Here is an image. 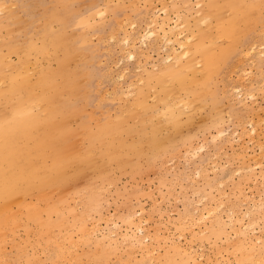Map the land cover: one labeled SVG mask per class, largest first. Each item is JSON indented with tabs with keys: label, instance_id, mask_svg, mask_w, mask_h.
Returning <instances> with one entry per match:
<instances>
[{
	"label": "rangeland",
	"instance_id": "374dc122",
	"mask_svg": "<svg viewBox=\"0 0 264 264\" xmlns=\"http://www.w3.org/2000/svg\"><path fill=\"white\" fill-rule=\"evenodd\" d=\"M33 1L0 0V4L6 2L17 21L12 35L0 25V48L5 40L10 45H20L26 39L24 27L28 24V16L21 5ZM252 1L261 3V6L248 8L250 12L245 14V8ZM255 1L240 0L237 4L236 0H215L223 22L236 20L227 24L235 36L226 38L221 35L217 18L212 17V26L210 23L203 26V34L207 37L205 44L213 51H218L222 43H234L237 48L232 49L228 59L216 67L209 98L205 102L195 101L189 95L191 88H187L188 82L177 84L173 92L162 91L160 73L174 64L173 59L166 58L175 52L165 49L160 25L156 28L158 35L148 38L147 44L143 43L142 36L150 27L153 28V20L163 21L164 8L169 12L172 25L177 20L176 15H182L188 24L181 26L183 34L192 36L196 32L194 25L205 16L200 15V10L207 11L209 0L72 2L65 36L71 41L76 40L83 56L87 57L77 59L81 55L78 52L79 55L75 53L77 57L69 62L70 68L79 64L84 70L79 79L82 90L73 101L77 104L78 113L69 118L68 125L74 134L82 130L84 123L92 132H97L100 125L108 129L115 125L123 129L140 126L143 135L140 141L138 137L127 138L129 142H138V151L123 154L119 159L122 166L98 157L86 168L67 169L64 185L49 189L45 199H40L37 192L33 193L28 202L32 201L39 207L34 221H28L17 206H11L2 222L5 227L0 234V264H59V260L60 264H150L149 251L153 249L155 264H170L171 257L180 264L256 263L254 260L245 263L242 259V232L253 242L262 237L264 243V0ZM201 2L202 7L199 6ZM46 3L54 6L50 0ZM101 9H105L107 14ZM37 10L42 12L43 8L39 6ZM98 10L102 12H98L97 18L95 11ZM7 11H0V22L6 19ZM243 12L244 18L241 17ZM89 15L96 21H92ZM72 23H77L76 28L70 26ZM28 32L33 42L40 46L42 41L38 36H42L31 27ZM127 36H133L134 45L130 50L124 43ZM190 43L192 47L195 39ZM174 44L179 53V46ZM253 45L256 51L250 52ZM2 48L13 64L19 62L17 54ZM248 50L250 54L247 56ZM130 52H135L133 59ZM191 52L190 58L194 55L193 59L199 61L200 56L193 50ZM33 58L34 54L28 64L29 69H32ZM185 61L182 59L183 63ZM49 62L51 68H57L56 61ZM236 66L238 70H235ZM196 67L189 70L185 82L192 77L202 78L203 74L196 73L201 66ZM105 92H109L108 95ZM183 100L185 104L186 100L196 103L191 109L188 103L181 108ZM171 104L186 109L179 111ZM170 106L175 110L173 113ZM126 109L128 112L124 113ZM253 127H256L255 131H252ZM70 139L73 151L91 147L87 139L79 147L80 138ZM61 189H64L63 193ZM61 199L64 204L62 210L49 213L50 207L53 208ZM84 212L89 216L85 218V214L81 218L80 214ZM232 212L235 225L230 224ZM132 214H138L133 223L145 218L141 223L144 227L141 235H145L142 237L145 238L143 247L126 239V233L134 230L132 225L135 224L125 222ZM192 214H202L207 218L200 225H193L190 224ZM58 216L69 220L70 224L67 228L52 227L46 234L45 219L56 220ZM77 218H81L79 223ZM75 220L82 224L74 226ZM254 222L257 226L254 225L250 231L244 230ZM95 223L96 230L90 228ZM115 224L120 229L110 237L108 233L113 231ZM89 228L91 234L87 235ZM246 231L250 232L249 235ZM260 246L262 244H258ZM189 255L195 256V263ZM260 259L259 263L264 264V258Z\"/></svg>",
	"mask_w": 264,
	"mask_h": 264
},
{
	"label": "bare ground",
	"instance_id": "6f19581e",
	"mask_svg": "<svg viewBox=\"0 0 264 264\" xmlns=\"http://www.w3.org/2000/svg\"><path fill=\"white\" fill-rule=\"evenodd\" d=\"M50 1L54 6H49L48 3H46V0H34L33 3H30L28 5H24V4L21 5V8L27 11V16H28V24L25 25L24 27L25 30L24 32H26L27 34L26 39L20 45H10L9 42H5L7 40H5L4 43H2V47H6L8 52L15 53L18 55L19 57L18 63L13 64L10 61V59L6 58L4 54V49L2 47L0 48V234H3L2 230L4 229L5 226H2V222L11 206L13 205L17 206L19 209L18 211L24 213V216L28 221L30 222L34 221L36 219V215L38 213L39 207L33 204L32 201H30V203L28 202V198L31 197L33 193L37 192L39 194L40 199H45L48 195L49 189L57 185L60 186L59 188H61L62 185H64L66 181L67 169H76L77 167L81 169L86 168L89 165H92L93 161L98 157H100L101 159L107 158L109 162L116 163L118 166H122L119 159L123 154L137 153L138 151L137 149L138 142H136L135 140L129 142L127 138L130 136L138 137V140L140 141V138L143 135V129L140 126L136 128L123 129L121 127H118V125H115L113 128L108 129L105 126L100 125L97 132H92L89 129V126L86 125L85 123L84 126L82 127V130H77L74 134L73 130L68 125V122L71 116L78 113L77 104L76 102L73 101L75 96H77L78 93L81 92L82 90V86L79 82V79L83 74L84 68H82L79 64H77V66L74 68H70L69 62L71 59H73L76 56L78 52L81 55L77 54L79 55L78 57L76 56L77 59H81V57H85L86 55L83 56V52L80 51L81 48L77 46L76 40L71 41L65 36L66 35L65 31L67 30V27H69L70 24L69 21V16L71 15L70 7L72 5V2H74L75 0H50ZM236 2L237 4H239L240 0H236ZM255 2L256 3L252 1L248 4L249 6L246 7L244 10L245 14H248L250 12L249 9L257 8L261 6L260 5L261 3L257 1ZM202 4L203 3L201 2L199 6L202 7ZM39 6L41 9L43 8L42 12H38L37 8ZM187 7H190V4ZM101 10H98L97 12L95 11L96 13L95 17H97L96 15L99 14L98 12ZM219 10L220 8L217 2H215V0H209L207 11L203 12L202 10H200V15H205V16L200 18L198 17L199 20L194 25L195 28L194 31L196 32L192 33L194 36L193 35L185 36L183 34L184 31L181 29L182 28L181 26L187 23L182 15L177 14L176 15L177 20L175 21L174 25L171 24L172 19L169 15L167 8L163 9V14L165 15V17L162 22L159 23L156 19L155 20L152 19L153 28L149 26L150 28L148 29V32L144 36H142L143 43L147 44L148 38H152L158 35L156 28L158 27V25H160L163 31L162 39L165 42L164 43L165 49L169 50L167 52L170 53L172 51L175 52V55L170 54L166 58L167 60L173 59L174 64L168 66L160 73L161 76L160 79L165 84L164 85L162 82H160V85L163 88L162 91L173 92L174 91L173 88L176 89L177 84H183L188 82L186 84L187 88H191V91H189V95L192 96L195 99V101L205 102L206 99L209 98V89H210V85H212V77L216 73V67L220 66L223 62H225L228 59V57L232 53V49L237 48L234 43H228L229 45L227 43L226 45L222 43L218 51H213L205 44L204 39H206L207 37L203 34L202 31L203 26L205 23L207 24L210 23L212 17L217 18V24L220 29L219 32L221 35H223L226 38H229V36L231 37L235 36L234 30L233 29L229 30L228 28H230L231 26L230 25L227 26V24L235 23L236 20H232L230 22L225 20L223 22L222 12ZM0 11L2 13L6 11L8 12L6 19L2 20L0 22V25L5 26L7 28V33L9 35H12L14 33L15 24H17L15 16L13 15V11H10V8L7 6L6 2H2L0 4ZM102 11L105 12V14H107L105 9ZM244 12L241 16L242 18L245 17ZM91 18L92 16H90V19ZM102 18L103 17H99V19ZM87 19L85 22H88ZM91 20L96 21L94 16L93 19ZM76 24L77 23H72L70 26L76 28ZM121 24L123 25L126 23H121ZM55 25L57 26V29ZM209 25L212 26L211 23ZM126 26L127 24L125 25V27ZM29 27H31L34 31H37L42 36V37L38 36L39 39L42 41V44L40 46H38L35 42H33L32 38L29 36L30 35V33L28 32ZM123 29L125 28L123 27ZM113 34L116 35L115 33ZM108 35L110 36L111 33ZM132 37L127 36L124 39L126 48L128 47L129 50L131 49L132 45H134V41L131 40ZM192 39H195V43L191 47L190 40ZM174 43H177V46H179L178 49L181 50L179 53L176 52L174 47L176 45ZM189 45L191 49L195 51V54L200 56L199 61L197 59H195L196 61L193 59L194 55L190 58L192 50L190 49ZM255 45H253V47L250 49V52L256 51V49L254 48ZM248 53L249 50L247 52V56L250 54ZM33 54H34V58L32 60L34 61L31 64L32 69H29L28 64L30 63L31 56ZM134 55L135 52L134 54L133 52L132 53L130 52V57H132L131 59L134 58ZM182 59L186 60L185 63L182 62ZM51 60L57 62V68L53 69L50 67L49 61ZM241 62L243 63V61ZM197 65H200L201 67H198L196 73H199V75L203 74L202 78L198 79L192 77L191 79L189 78L185 82L186 78H188L189 76L188 74L189 70L194 69ZM235 70H238V67ZM34 76L35 79H33ZM239 76H241V74H239ZM168 79L169 82H166L168 81ZM112 80L113 79H111V81ZM192 86H194L193 89ZM177 91L179 92V90ZM108 93L106 94L108 95ZM22 94L24 95V97H21ZM170 95H168V97ZM172 97L173 96L171 95L170 98ZM251 97H255V96L251 95ZM77 99L78 98H76V100ZM186 101L189 104V109H191L194 103H196V102L190 103L191 100L190 101L186 100ZM181 102L184 103V100ZM178 103L179 106H181L180 101ZM186 104L184 103V105L181 106V108L188 105ZM179 106L178 104H176V107L174 106L173 108L174 109L178 108L179 111H185L186 108L185 109L183 108L182 110L179 109L180 108ZM173 108H171L170 106L171 110ZM130 109H132V107L128 108L129 111ZM174 109L172 110V113L175 111ZM34 110H36V112H34ZM128 110L126 109L124 113H126V111L128 112ZM178 110H176L177 111L176 113L179 114ZM122 113L120 115H122ZM180 113H184V112H180ZM100 114H102V111ZM255 129L256 127H253L252 131H255ZM72 137L80 138L78 142H80L81 144L79 143L78 145L77 144L78 142L76 143L78 147L80 145L82 146L87 139L89 145L91 146L89 148L90 150L89 149L84 150L78 148L75 149V151H73L70 142L71 141L70 138ZM189 145L191 146L190 143ZM83 164L84 166H82ZM53 191H49V192L53 193ZM61 192L63 193L64 189H61ZM259 201L263 203L261 200ZM37 202L40 201L37 200ZM36 204L38 205L39 203ZM63 207L64 204H63V200L61 199L59 203L54 205L53 208L51 207L50 209L48 208L49 209L48 212L58 213L62 210ZM85 214H86L85 218L89 216L88 213L84 212L80 214L81 218ZM250 214L248 216L252 217V215ZM137 215L138 214H132L131 216L128 217V220L125 221L128 224H135L132 225L134 227V230H130L131 234L128 232L126 233L127 234L126 239L130 240L135 245H139L140 247L141 246L143 247L145 238L142 237H144L145 235L144 236L141 235L144 234V227H141V225H143L141 223L142 221L145 220V218L144 220H140L141 219L140 218L137 223H133L134 219L137 218ZM199 215L195 216V214H192L190 219L191 220L190 224L200 225L199 224L200 222L202 223L205 222L203 220L207 217H204L202 214L201 216ZM209 215L210 214H208V217ZM232 215H233L231 217L232 221L230 219L231 221L230 224L235 225L236 222L233 223L234 212H232ZM81 218H77L78 223L81 221ZM45 220H46V224L45 226L44 225L43 226L46 230L45 231L46 234H48V230H50L52 227L67 228L68 224H70L69 220L60 218V216H58L56 220H51L49 218H46ZM85 220L86 219H84L83 221ZM77 222L75 220L73 222V225L76 226L82 224V223L78 224ZM237 222L239 221L237 220ZM94 225L96 226V228L94 227ZM94 225L90 228L96 230L97 229L96 223ZM254 225H256L255 222L251 223L249 226L244 228V230L250 231L251 228H254ZM90 228L88 229L89 231H87L88 234L87 233L85 234L87 235L91 234L89 233L91 232ZM118 229H120V226L118 224H115L113 229V231L114 230L115 231L109 232L108 236L113 237L117 233L116 231ZM236 230H235L236 233H238L239 232L238 228ZM242 234L244 237V240L242 241V245L244 249L242 255L243 262L245 263L252 262L254 260L256 262L255 264H260L258 259L264 258V256H262V253H264V243L261 241L262 237L257 238L256 240L257 242L255 241L253 242L251 239H248L246 237V233L242 232ZM52 235H53V231H52ZM59 235L61 237V234ZM148 235L146 234V236ZM108 236L106 234L105 237ZM82 237H84V235ZM86 237H90V236H86ZM12 239H8V240H12ZM115 243H118V241L115 240ZM258 244L260 245L262 244V246L258 247ZM76 246L74 247L75 249ZM152 252H154V249L151 252L149 251V254L151 255V256L149 255V260H150L149 262L150 264L153 263L155 264L154 256ZM71 255H73V253ZM72 258L70 256V259ZM189 258L193 261V263L196 262V258L194 255H189ZM255 259H257L258 263ZM59 261L58 263L60 264ZM170 264H180V263L177 262V259L171 257Z\"/></svg>",
	"mask_w": 264,
	"mask_h": 264
}]
</instances>
